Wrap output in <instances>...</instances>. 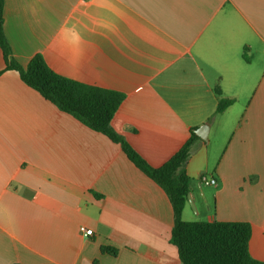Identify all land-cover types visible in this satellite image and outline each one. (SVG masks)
Returning a JSON list of instances; mask_svg holds the SVG:
<instances>
[{
  "label": "crops",
  "instance_id": "1",
  "mask_svg": "<svg viewBox=\"0 0 264 264\" xmlns=\"http://www.w3.org/2000/svg\"><path fill=\"white\" fill-rule=\"evenodd\" d=\"M4 20L23 67L41 55L124 94L112 126L152 167L209 126L186 165L182 218L249 223L264 262V0H5ZM0 73V264H182L165 191L6 71L1 47ZM216 88L235 100L217 115Z\"/></svg>",
  "mask_w": 264,
  "mask_h": 264
},
{
  "label": "trees",
  "instance_id": "2",
  "mask_svg": "<svg viewBox=\"0 0 264 264\" xmlns=\"http://www.w3.org/2000/svg\"><path fill=\"white\" fill-rule=\"evenodd\" d=\"M4 6L5 0H0V47L6 71L17 72L29 88L37 91L60 111L121 145L127 158L165 191L174 212L171 242L177 248L182 264H264L250 253L252 227L249 223L183 220L192 184L186 165L192 145L198 139L195 133L165 165L152 167L112 126L125 95L63 77L51 70L41 55H36L23 67L15 60L5 34ZM215 93L218 100L216 115L235 103L234 99L223 97L220 88H216ZM105 250L113 251L109 248Z\"/></svg>",
  "mask_w": 264,
  "mask_h": 264
},
{
  "label": "built area",
  "instance_id": "3",
  "mask_svg": "<svg viewBox=\"0 0 264 264\" xmlns=\"http://www.w3.org/2000/svg\"><path fill=\"white\" fill-rule=\"evenodd\" d=\"M200 180H201V183L206 186H216L217 185V182L215 179H210L205 174L201 175ZM80 232L85 237H91L94 234L92 230L86 229L84 227L80 228Z\"/></svg>",
  "mask_w": 264,
  "mask_h": 264
},
{
  "label": "water",
  "instance_id": "4",
  "mask_svg": "<svg viewBox=\"0 0 264 264\" xmlns=\"http://www.w3.org/2000/svg\"><path fill=\"white\" fill-rule=\"evenodd\" d=\"M209 126H205L202 129H200L199 131H196V134L203 139L204 141H208V136H207V130H208Z\"/></svg>",
  "mask_w": 264,
  "mask_h": 264
},
{
  "label": "rangeland",
  "instance_id": "5",
  "mask_svg": "<svg viewBox=\"0 0 264 264\" xmlns=\"http://www.w3.org/2000/svg\"><path fill=\"white\" fill-rule=\"evenodd\" d=\"M205 192L209 195L210 192H212L211 190H208V188H204ZM213 205L212 204V200L210 201V206ZM200 220H205L203 217L200 218Z\"/></svg>",
  "mask_w": 264,
  "mask_h": 264
}]
</instances>
